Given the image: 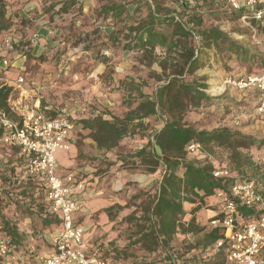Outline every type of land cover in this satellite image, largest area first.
I'll return each instance as SVG.
<instances>
[{
    "label": "trees",
    "instance_id": "16d2710c",
    "mask_svg": "<svg viewBox=\"0 0 264 264\" xmlns=\"http://www.w3.org/2000/svg\"><path fill=\"white\" fill-rule=\"evenodd\" d=\"M228 1L99 0V9L95 12V20L104 23L100 32L105 37L106 49L112 54L108 59L102 58L104 63L113 64V60L119 57L138 53L145 64L159 68V71L151 73L154 80L152 85L148 80H121L120 85L126 88L125 100L133 99V102L126 103L130 110L124 117L112 114L110 119L97 116L82 121L84 127L91 130L98 147L111 150L123 139L141 135L147 129L144 127L145 120L163 118L161 128L140 139L144 145L136 154L142 159V164L152 167V172L164 167L157 191L146 209L145 225L140 227L137 241L147 252L157 251L159 247L167 251L171 247V257L166 256L168 263L162 261L159 264H235L228 259L227 247L217 248V243L224 238L223 228L215 227L207 231L197 224L195 213L209 203L206 200H210V203L217 201L219 191L229 194L236 181L264 180L262 168L255 157L245 152L252 148L260 151L264 139L257 141L228 128L200 130L183 122L184 114L189 109L211 102L205 91L207 85L195 75L213 58L236 63V69L228 75L234 81L242 78L241 72L250 74L255 59L259 58L232 39L229 33L206 24V16L227 21L249 16L245 9H231ZM81 12L82 3L78 0L61 3L58 10L54 3L45 5V13L51 15L50 22L59 18L58 27L62 31L76 30L75 20L80 19L85 27L87 17ZM65 15L71 18H63ZM107 20H110L109 24H106ZM68 21L69 26L66 25ZM250 21L258 35L264 36V18ZM239 32L241 35L251 33ZM97 52L99 55L101 50ZM261 65L264 62L261 61ZM150 85L152 90L148 88ZM10 93L11 88L0 89V109L5 113L9 112L6 102ZM2 134L0 131V136ZM191 144H199L202 152L215 147L229 150L228 161L224 164L214 163L209 157L203 160L190 158L187 148ZM223 166L229 169L230 176L215 178L214 172ZM9 173L12 176L0 172V239L8 244L10 254L14 247L20 245L16 241L17 227L10 225L11 221L15 222V214L36 213L45 226L60 223V219L46 200V183L41 175L29 178L23 185L17 178L13 182L15 170ZM187 203L199 205L192 211L191 220L184 224L182 219L186 215L184 205ZM219 205L217 201V208ZM239 214L249 217L254 211L242 207ZM178 233L187 234L188 238L186 245L183 244L179 253H175L172 243L177 241L175 236ZM196 236L199 241L189 246V240Z\"/></svg>",
    "mask_w": 264,
    "mask_h": 264
},
{
    "label": "rangeland",
    "instance_id": "374dc122",
    "mask_svg": "<svg viewBox=\"0 0 264 264\" xmlns=\"http://www.w3.org/2000/svg\"><path fill=\"white\" fill-rule=\"evenodd\" d=\"M98 9L99 0H92L91 14L84 15L90 18H86L85 27L81 19L75 20L77 23L76 30L68 29L61 31L59 36L55 34L51 35L50 39L55 44L53 45L52 43L49 49H46L40 54L33 51L35 46V43L32 42L33 35L27 30V26L32 21L22 20L18 22L17 25H19V28L10 31L4 37L0 50V65L4 67L3 62L7 61L8 66L2 69L0 74V89L2 87L11 88V93L6 102L9 112L5 113V111L0 109V113L4 114L9 121L19 125L23 124L26 116L36 109L32 108L34 102L39 100L41 107H43L40 111L46 117L53 119L59 117L68 118L74 124V132L75 128L84 127L83 120L92 119L97 116L110 119L112 114L124 117L128 113L130 108L126 103L133 102V99L125 100L126 95L124 89L126 88L120 85L121 80L127 82L131 81V79H134L136 82L148 80L151 85L153 84L154 80L152 79L151 73L152 71H159V68L157 65L148 66L145 64L142 61V56L138 53H130L129 55L119 57L113 60V64L103 62L102 58L108 59L112 54L106 49V40L101 33V28L104 26V23L99 19L95 20ZM227 11H230V9H227ZM81 13L83 14V7ZM50 20L51 16H49ZM57 20H52L51 23L53 22L57 26ZM109 23L110 20H107L106 24ZM206 24L208 26L219 27L221 30L229 33L232 39L248 48L253 54L258 55L259 58L255 59L250 74L241 72L240 75L242 77L264 73V65H261V61L262 63L264 62V36L258 35L256 28L250 20L245 21L241 18L239 20L227 21L224 18L217 19L214 16H206ZM66 25L69 26L70 21ZM239 31L251 33L241 35ZM87 47L91 49L85 50ZM98 49L101 50L99 55L97 52ZM99 59L104 65L102 73H98L96 68H93L94 65H92V63L99 65V62H93V60L97 61ZM235 69L236 63L233 61H229L228 59H220L218 61L213 58L208 66L196 73L195 77L201 78L200 82L207 85L205 91L211 98V102L200 108L189 109L184 114V123L193 125L200 130L212 131L207 127H211L226 119H231L232 121L238 119L239 121L241 120L239 119L241 114H245L248 121L253 120L251 115H253V112L257 108L260 94L256 90H251L249 93L246 91L242 92L234 85L228 83L230 79L228 77L229 72ZM81 77L87 78H85L88 80L86 85L81 84L83 83L81 81L83 78ZM21 78L24 79L22 83L19 82ZM90 84H99V89L104 91V95H101L102 98H107L109 102L107 100L105 101L106 103L104 101L100 102L96 99L88 98L89 96L84 98L83 91L88 89ZM151 85L148 88L152 90ZM24 102H27L28 112L21 114L18 112L17 107H23ZM70 105H77L75 113L69 112ZM158 119L145 120L144 127H147V129L142 130L143 133L141 135L123 139L122 144L120 143L118 148L112 151V154L116 155L117 159H122V165L125 169L140 170V172L147 173V175L152 173V167L142 164V159L136 157V154L144 145L140 142V139L150 136L154 131L163 126V118L159 117ZM17 128L20 129L22 127ZM229 129L233 130L232 132L248 136L239 131L237 127H231ZM14 130L15 127H2L0 123V131L3 132L0 136V172L10 174L9 172L11 170H15L16 175L14 174L13 182L17 178L18 181L23 182V185H25L24 183L29 178L37 175H41L46 183V171L50 163L48 161L42 163L40 167H37L38 171L36 172V165L32 163L31 156L24 153L17 144H10L4 141V138ZM81 135H79L82 137L81 140L79 138L76 139L79 143L84 138ZM255 140L261 141L263 138H261V135H257ZM70 144L68 149L59 150L69 151ZM59 150L55 152L54 165L57 168L58 175L66 177L69 174L66 173L65 165L58 158L57 152ZM217 151L219 150L213 148L211 151H206V154H209L222 163H226L225 153L220 151V154H216ZM187 154L190 158L198 157V153L196 154L188 150ZM257 155L259 156L260 154ZM257 155L256 157H258ZM109 159L115 158L112 156L105 157L104 159L95 157L92 159V163L101 160L99 162L100 166L112 165L114 162L112 160L109 162ZM210 161L212 160L210 159ZM163 168H159L161 169L160 173L164 171ZM107 169L104 167L100 170L105 171ZM29 192L32 193L33 191L29 188ZM153 195L155 194H150V191L138 192L137 195H133L128 204H132L135 210L132 213L124 211L125 214L122 221L118 220L120 219V213L116 215V220L120 222L114 228H117L118 231L122 230L119 237L124 240L125 244L124 246H120L121 242H118L116 246L115 241H118L119 237L118 239L114 238L113 247H109V250L105 252V257L109 264H158L159 260L149 256L148 252L143 249L142 244L137 243L140 238L138 233L140 227L145 225L143 219L147 216L146 209L150 207V201L153 200ZM217 201L219 202L218 199ZM215 204L216 200H213L211 203L204 204L203 207L207 208V205H211L208 208H214ZM114 210H116V207H113L111 214H114ZM22 215L25 216L24 218H33L42 222L41 217L36 213L15 214L14 219L17 220ZM189 241V246H193L199 241V237L196 236ZM49 247H52V245H49ZM172 251L179 253L177 241L172 243Z\"/></svg>",
    "mask_w": 264,
    "mask_h": 264
},
{
    "label": "crops",
    "instance_id": "0c3cea01",
    "mask_svg": "<svg viewBox=\"0 0 264 264\" xmlns=\"http://www.w3.org/2000/svg\"><path fill=\"white\" fill-rule=\"evenodd\" d=\"M68 1L69 0H0V50L4 37L7 36L10 31L17 30V28H19L17 24L22 20L32 21L31 24L27 26V30L33 35V43H35L33 51L40 54L46 49H49L52 43L53 45L55 44V42H52V39H50V36L53 34L59 36L62 30L58 25L56 26L55 23L49 21V16L51 15L45 13V5L54 3L58 10L61 7V3H68ZM78 1L82 3L83 15L91 14L92 0ZM68 17V15L67 17L65 15L63 18L68 19ZM69 18H71V16ZM57 23L59 24L60 20H57ZM122 60L125 61L124 58H122ZM93 62H99V65H95V63H92V65L95 66H93V68H96L98 73H102L104 70L103 63L100 62V60H93ZM81 78H83L81 80L83 83L81 84L86 85L88 83V80H86L87 78ZM88 87V89L83 91L84 98L89 96L88 98L90 99H96L97 101H104V103H106L105 101L107 98H102L101 95H104V91L99 89V84H90ZM249 92L250 91H248V93ZM27 107V102H24L23 107H17V110L21 114H24L28 112ZM69 107V112L75 113L77 110V105H70ZM32 108L42 110L43 107H41V102L37 100L34 102ZM251 116L253 118L251 121L247 120L245 114H241L239 117L241 120L239 121L238 119L234 121L226 119L219 123L214 122L216 123L215 125L207 128L214 130L237 127L239 131L247 134L253 139H256L257 135H261V138L264 139L260 117L257 115L256 109ZM229 130L233 131L231 129ZM79 132H81L82 135L79 134ZM91 134V130L85 127L75 128L69 140V143H71L70 150L67 152L59 150L57 155L58 158L61 159L63 165H65L66 173L75 176V180L83 183L85 186L84 190H79L75 187L72 192L73 196L77 198L82 205L81 210L75 216V221L77 225L85 229L83 238L84 248L88 251H98L100 255L107 259L105 257V252L109 250V247H113L114 238L118 239L122 233V230L118 231L117 228H114V226H117V223L120 222L116 220V215L120 213V219L118 220L122 221L125 214L124 211L132 213L135 210L132 204H128L133 195H137L138 192L150 191V194L156 193L160 178V170L162 168L159 169L158 172L155 171L156 173L151 171L152 173L148 175L147 173L144 174L140 172V170L125 169L122 165V159H117V156L112 154V151L114 149L116 150L120 143L122 144L123 140L117 147L111 150H105L98 147ZM79 135L84 137L80 143L76 140L77 138L80 140L82 139ZM142 143H144V141ZM215 149L219 150L216 154H220V151L225 153V161L227 163L230 155L229 150H224L219 147H215ZM200 151L201 150L197 152L198 154L196 153L199 160L209 157L214 163H222L206 154L205 151ZM245 152H250L255 159L259 157L257 154H260V152L254 148L246 150ZM256 155L258 157H256ZM109 156L115 158L109 159V162L110 160L114 162L112 165L100 166L99 162H101V160L92 163V159L95 157L104 159ZM104 167L108 169L105 171L100 170ZM206 201L210 202V200ZM198 205L199 204L189 203L184 205V210L186 212V215L182 219L184 224L191 220V213ZM210 206L211 205H207V208L202 206L195 213L197 224L207 231L217 227L212 224V222L217 217L219 211V207L217 208L216 204L214 208H208ZM113 207H116V210H114V214H111ZM24 217L25 216L22 215L21 218L15 220V222H10L11 226L17 227L16 241H18L20 245L14 247L10 254L8 253V255L1 257L0 264H44V259L54 253L55 246L53 238L61 231V223H53L45 226L43 222L37 219ZM120 238L121 237H119L118 241H115L116 246L118 242H121L120 246H124V240ZM187 238V234H176L175 240H177L180 250L183 244L186 245ZM6 241L9 242L8 239ZM49 245H52V247H49ZM170 254V247L167 251L159 247L157 251L148 252L149 256L159 260L158 264L162 261L168 263L166 262V256L171 257ZM179 257L181 260V255H179Z\"/></svg>",
    "mask_w": 264,
    "mask_h": 264
},
{
    "label": "built area",
    "instance_id": "2783aa9c",
    "mask_svg": "<svg viewBox=\"0 0 264 264\" xmlns=\"http://www.w3.org/2000/svg\"><path fill=\"white\" fill-rule=\"evenodd\" d=\"M228 3L232 9H245L248 12L249 16L242 17L245 21H261L264 18V0H229ZM3 65L4 67L0 65V74L8 66L7 61ZM23 81V78L19 79L20 83ZM228 83L242 92H259L256 112L264 133V73L248 75L236 81L229 79ZM0 123L2 127H15L4 141L17 144L24 153L31 156L36 172L42 163H50L46 171V200L51 203L52 212L58 215L62 228L54 238L55 251L44 259V264H109L98 251L84 248L85 229L75 221L82 205L72 192L75 187L84 190V184L77 182L72 174L59 176L54 165L55 152L69 148L74 124L66 117L48 118L38 108L31 111L21 125L9 121L1 113ZM200 149L199 144H191L187 148L193 153ZM256 160L264 174V145ZM229 176V169L225 166L214 172L215 178ZM216 196L220 205L218 218L212 224L224 230V238L217 243V248L227 247L228 259L232 263L264 264V180L236 181L229 194L219 191ZM242 207L253 210L254 214L243 217L239 214V208ZM8 253V244L0 240V258Z\"/></svg>",
    "mask_w": 264,
    "mask_h": 264
}]
</instances>
